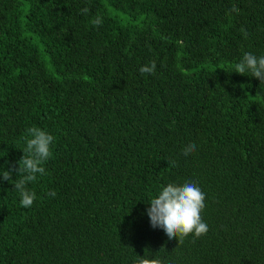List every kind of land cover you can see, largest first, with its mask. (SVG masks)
Here are the masks:
<instances>
[{"label":"trees","instance_id":"1","mask_svg":"<svg viewBox=\"0 0 264 264\" xmlns=\"http://www.w3.org/2000/svg\"><path fill=\"white\" fill-rule=\"evenodd\" d=\"M245 52L264 56V0H0V174L26 129L54 137L30 208L0 176V264H264V83L233 72ZM185 182L209 231L179 244L147 209Z\"/></svg>","mask_w":264,"mask_h":264},{"label":"clouds","instance_id":"2","mask_svg":"<svg viewBox=\"0 0 264 264\" xmlns=\"http://www.w3.org/2000/svg\"><path fill=\"white\" fill-rule=\"evenodd\" d=\"M231 11L238 12L233 6ZM88 8L81 9L82 14H87ZM94 26L102 24V18L97 16L92 21ZM243 31V30H242ZM246 35V33H245ZM156 62L151 61L139 68L141 74H155ZM240 75L250 73L252 77L257 78L264 83V56H256L250 52H245L242 59L235 64L234 71ZM54 137L39 127H30L26 129L23 148V156L18 161V168L4 170L0 176L3 180H12L13 172H16L20 179L14 183V190L20 194V205L24 208H30L36 200V194L27 188L30 182L37 179V175L45 174V168L42 166L51 156V146ZM196 146L188 144L182 150L185 156L194 152ZM49 196L55 197V191H50ZM206 195L195 182H185L183 184L169 183L163 186L158 195L151 199L150 207L147 209V215L153 228H160L166 234L168 240L178 239L179 244L188 235L199 238L206 235L209 231L208 225L203 221L202 212L205 208ZM133 264H160L157 259L139 256Z\"/></svg>","mask_w":264,"mask_h":264}]
</instances>
